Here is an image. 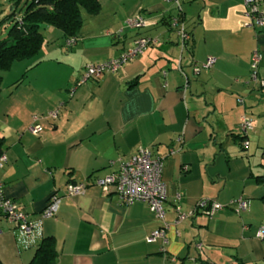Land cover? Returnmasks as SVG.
<instances>
[{"label":"crops","instance_id":"crops-1","mask_svg":"<svg viewBox=\"0 0 264 264\" xmlns=\"http://www.w3.org/2000/svg\"><path fill=\"white\" fill-rule=\"evenodd\" d=\"M170 2L99 0L97 14L86 12L95 18L86 20L82 14L73 45L66 46L62 32L43 26V35L63 38L54 46L58 50L46 48L1 72L4 84L10 75L15 78L0 91L4 195L35 220L53 192L62 194L68 183L86 184L83 194L63 196L56 215L42 219L41 233L32 238L0 218L3 263H29L39 241L52 236L55 264H264V241L257 236L263 223L254 228L247 216L256 209L257 198L248 200L257 189L248 184L254 176L241 167L228 165L223 172L214 166L216 155L226 153L217 139L235 136L233 128L247 108L264 102V86L248 82L256 48L261 52L258 78L264 77V27L246 25L243 0H187L182 11L193 27H187L189 55L198 63L208 57L215 62L195 73L184 54L180 72L178 38L166 23L174 14ZM104 11L107 18L101 17ZM142 12L147 25L129 29L127 20ZM141 36L157 37L159 43L117 71L79 83L87 64L120 55ZM227 92L234 97L229 104ZM241 94L248 97L235 121L232 109L240 104ZM53 109L58 115L49 118ZM34 115L42 127L38 134L29 131ZM260 125L258 136L264 134V122ZM211 139L219 145L214 154L208 148ZM139 148L163 159V219L146 202L125 204L95 183L117 169V160H128ZM240 196L247 202L244 217L227 205ZM203 198L224 208L209 217L195 207ZM176 207L184 214L194 211L176 224ZM163 222L168 224L165 240L147 242Z\"/></svg>","mask_w":264,"mask_h":264},{"label":"built area","instance_id":"built-area-1","mask_svg":"<svg viewBox=\"0 0 264 264\" xmlns=\"http://www.w3.org/2000/svg\"><path fill=\"white\" fill-rule=\"evenodd\" d=\"M172 1L179 14L182 12V0H167ZM246 11L245 16L248 18L246 25H252L255 28L261 29L264 27V0H243ZM178 15L170 18V25L176 31L178 37V47L180 57L178 62V70L183 71L180 60L182 53L186 50L187 44L191 40V34L185 25V21L180 20ZM127 24L132 28H140L147 25V21L142 13H138L127 20ZM74 38L66 40V46H71L75 43ZM159 42L157 37H138L134 44L126 49L120 55L102 62L89 63L85 66L80 82L87 79H100L107 72L117 71L123 64L131 61L137 55L143 53L147 47L156 45ZM261 60V52L255 49L252 52L250 64V79L258 82L260 86H264V77L258 78V67ZM215 62V58L208 57L202 64L193 63L195 73L200 71V68L209 69ZM58 109H53L47 113L49 118H56ZM39 116L34 115V123L29 126V131L38 134L42 127L39 123H35ZM240 129L244 136L252 129L251 119L243 116L239 122ZM248 146L246 139L243 144ZM5 161V156H0V166ZM117 169L111 171L104 176L97 178L95 183L101 187L103 192H115L119 199L130 204L134 201H144L148 204L149 209L156 216L163 219L164 209L163 201L166 199V183L162 180L163 159L160 156H154L150 149L139 148L128 160H117ZM114 164V161L111 162ZM86 189L85 183H68L62 194L53 192L48 199L46 207L41 211L38 219L32 220L29 218L19 205L12 199L6 197L2 190V182L0 180V218L13 223L25 238H32L36 233H41L42 219L50 218L56 215L59 203L63 196H76L83 194ZM233 206L235 213L239 214L247 208L246 200L240 196L227 204ZM195 207L199 208L204 214L211 217L215 212L224 208V205L216 200L203 198L196 202ZM177 218L174 223H179L181 220L193 213L184 214L176 207ZM164 221V220H163ZM168 224L163 222V225L147 236V242H153L157 238L165 240L166 229ZM246 229L247 227L244 226ZM257 236L264 241V227H260Z\"/></svg>","mask_w":264,"mask_h":264},{"label":"trees","instance_id":"trees-1","mask_svg":"<svg viewBox=\"0 0 264 264\" xmlns=\"http://www.w3.org/2000/svg\"><path fill=\"white\" fill-rule=\"evenodd\" d=\"M20 2L24 3L23 7L20 6V13L22 12L20 18L12 19L13 23L9 27L6 37L0 40V91L2 86L1 72L9 70L15 60L32 58L41 50L45 42V37L41 31L42 25L59 29L66 40L70 38L77 40V35L80 33L83 24L82 10L94 15L101 8L99 0H14L10 16H15ZM174 15H178L180 20L185 21L183 11L181 14L178 12L171 14L166 19L169 28H171L170 18ZM185 52L191 55L190 41L182 56ZM190 58L193 67L195 61L193 57L190 56ZM87 80L97 81L98 79L90 78ZM20 81L19 79L18 82ZM238 137L245 140L247 135L242 134ZM4 142V137L0 134V156L4 152ZM262 155L264 156V148ZM254 180L257 184L264 183V174L254 176ZM230 207L234 208L233 206ZM57 256L54 237L45 236L39 241L31 261L27 264H55ZM0 264L5 263L0 259Z\"/></svg>","mask_w":264,"mask_h":264},{"label":"rangeland","instance_id":"rangeland-1","mask_svg":"<svg viewBox=\"0 0 264 264\" xmlns=\"http://www.w3.org/2000/svg\"><path fill=\"white\" fill-rule=\"evenodd\" d=\"M13 1L14 0H0V40L6 37L7 31L9 29V27L11 26V24L13 23L12 19L13 18L19 19L21 16L22 12L20 13V6L23 7V4H24L23 2L19 3V5H18L19 8H18V11L16 12L15 16H13V17L10 16V11H11ZM129 1L130 0H127V2H129ZM140 1L148 3L152 0H140ZM186 1L187 0H182L181 3L183 6H185L184 3H187ZM103 3H104L103 6H104L105 10L108 11L109 10L108 4H106L105 2H103ZM170 3L172 4L173 12L176 13L177 8H176L175 4L173 2H170ZM104 12L105 13H103L101 15V17L107 18L108 12H106V11H104ZM122 13L123 12H118L117 15H122ZM82 14L84 16H86L85 17L86 20H88L89 18H95V17H90V15H87V13L84 10H82ZM105 14H107V15H105ZM142 14H143V12H142ZM97 19H98V17H97ZM185 25H186V27H190V29L193 28V27H191L192 22L186 18H185ZM43 26H46V25L41 26L42 32H43V28H44ZM129 29H133V28L129 26ZM56 30L61 32L59 29H56ZM44 35H45L44 36L45 42H44V44H43V46L39 52H42V51L44 52L46 48H54L55 50H58V47L55 48L54 46L59 41L61 42L63 40V38L59 36V37L54 39V38H51V36H48L46 34H44ZM52 43H53V46H52ZM152 46H154V45H152ZM55 50H50L49 53L52 54V52ZM184 54L187 55L188 53L185 52ZM184 54H183V56H184ZM183 58H185V57H183ZM23 62H26V61H23ZM202 63L197 62V64H202ZM15 68L16 67L13 68V71H15ZM177 70H178V67H177ZM205 70L207 71V69L200 68L201 73L205 72ZM250 73H251V71H250ZM31 74L32 73H29V76H31ZM14 79L15 78H13V76L10 75L8 77V79L6 80L5 84L2 82V87L4 88L6 85L12 83V81H14ZM249 80H250V78H249ZM249 80H248V82H252L251 80L250 81ZM69 89H71V88H69ZM241 95L243 97L242 98L240 97L238 99L240 104L236 102L237 107H234L232 109V117L235 121L237 120V116L239 115L238 107H242L243 106V103H242L243 98L245 99L248 97L245 94H241ZM226 96H227L228 104H229L234 99V97L232 98V94L230 92H227ZM235 98H236V95H235ZM87 100H88V97H87ZM247 101H248V99H246V102ZM254 104H256V105L248 107L247 113L245 115H243V116L251 119V122H252V129L247 132V137H246V139L248 140L250 145H248L247 147H244L243 144H244V141L246 139L242 140L236 136L238 134H240V135L243 134L241 129H240V126H239V122L243 116H241L240 119L238 117V119H239L238 126L233 128L235 131L234 132L235 136L234 135L233 136L226 135V138H218L217 139V142L222 143L221 147H224V149L226 150V153L220 152V155H216V157H215L216 163L214 166L221 169V171H223V172H225L228 165H230V166H233L235 168L236 167L243 168L244 173L246 171H248L247 174H249V175L252 174L253 176H256V175L264 174V156L262 155V149L264 148V134L261 136H258V134L261 130L260 124L264 122V102H262V101H260L259 103L254 102ZM250 110H254V111L256 110V111H258L259 114L255 117H252V115L250 114ZM240 142H241V146H240ZM218 147H219V145L214 144L213 139H211L209 141V147L208 148L213 150V154L216 153L215 148H218ZM248 178H250V179H248V184H252V182H253L254 186L257 188L255 191V195L252 196L250 194L252 197L248 198V200H251L253 198H257L256 199L257 202H256L255 214H253L252 216H249L247 213V216H248V219H250L252 227L258 228L260 226L259 225L260 223H263L261 225L264 226V197H262V195H264V184L263 185H257V184H255L256 182L254 181V179H252L253 177L249 176ZM250 191H251V189L249 190V192ZM260 196H261V199H260ZM244 212L246 213V211H244ZM244 212L241 213L242 217L245 216ZM238 218H239V216H238Z\"/></svg>","mask_w":264,"mask_h":264}]
</instances>
